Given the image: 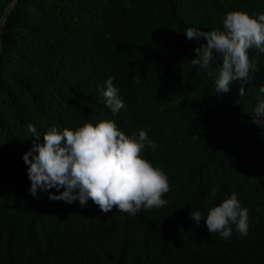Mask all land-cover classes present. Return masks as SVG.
I'll return each instance as SVG.
<instances>
[{
    "label": "trees",
    "instance_id": "obj_1",
    "mask_svg": "<svg viewBox=\"0 0 264 264\" xmlns=\"http://www.w3.org/2000/svg\"><path fill=\"white\" fill-rule=\"evenodd\" d=\"M10 2L0 0V19ZM233 10L264 14V0H17L0 59V264H264V126L251 123L264 53L248 51L246 95L239 81L218 93L222 58L191 66L206 41L184 35L224 31ZM109 77L124 104L117 114L102 95ZM100 120L156 143L142 156L169 178L165 207L103 213L91 200H50L55 188L30 195L27 126L43 135ZM233 193L247 236L230 225L225 240L190 217Z\"/></svg>",
    "mask_w": 264,
    "mask_h": 264
},
{
    "label": "clouds",
    "instance_id": "obj_2",
    "mask_svg": "<svg viewBox=\"0 0 264 264\" xmlns=\"http://www.w3.org/2000/svg\"><path fill=\"white\" fill-rule=\"evenodd\" d=\"M223 28L224 31L186 29L187 39L203 37L206 41L194 49L196 56L190 65L206 69L218 55L222 65L215 80V91L226 93L234 81H239L238 93L244 96L243 85L248 82L250 71L256 68V62L249 60L248 51L255 48L264 53V14L229 11ZM259 92L264 93V85L259 87ZM102 95L113 114L124 108L112 77L105 81ZM251 123L264 126V99L255 107ZM27 129L33 138L32 146L22 154V159L27 165L28 191L33 197H37L38 190L55 188L59 194L49 192L50 200L67 204L79 201L82 207L91 200L103 213L115 207L118 212L129 215L168 204L163 198L171 190L168 176L142 156L146 147L153 151L157 148L146 131L139 130L138 136L129 137L112 120H100L95 125L85 122L75 130L58 131L51 127L43 135L32 124ZM41 136L43 143L39 142ZM217 192L216 188L211 190L213 200ZM189 215L197 225L203 218L207 231L218 233L225 240L232 233L230 225H235L240 235L248 234L247 209L241 207L234 193L219 205L208 208L206 215L201 211Z\"/></svg>",
    "mask_w": 264,
    "mask_h": 264
},
{
    "label": "water",
    "instance_id": "obj_3",
    "mask_svg": "<svg viewBox=\"0 0 264 264\" xmlns=\"http://www.w3.org/2000/svg\"><path fill=\"white\" fill-rule=\"evenodd\" d=\"M17 0H11L10 4L6 7L1 19H0V59H1V51H2V29L4 26V22L10 12V10L13 8V6L16 4Z\"/></svg>",
    "mask_w": 264,
    "mask_h": 264
}]
</instances>
